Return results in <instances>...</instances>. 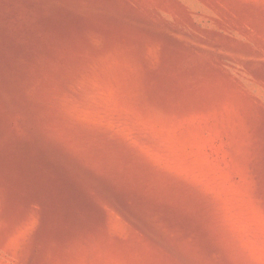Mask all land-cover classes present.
I'll return each mask as SVG.
<instances>
[{
    "label": "rangeland",
    "instance_id": "obj_1",
    "mask_svg": "<svg viewBox=\"0 0 264 264\" xmlns=\"http://www.w3.org/2000/svg\"><path fill=\"white\" fill-rule=\"evenodd\" d=\"M0 264H264V0H0Z\"/></svg>",
    "mask_w": 264,
    "mask_h": 264
}]
</instances>
